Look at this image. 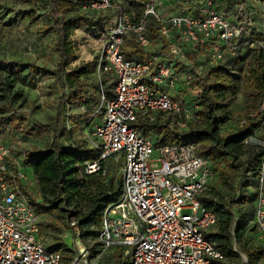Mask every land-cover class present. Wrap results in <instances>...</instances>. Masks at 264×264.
Returning <instances> with one entry per match:
<instances>
[{
	"label": "built area",
	"instance_id": "built-area-1",
	"mask_svg": "<svg viewBox=\"0 0 264 264\" xmlns=\"http://www.w3.org/2000/svg\"><path fill=\"white\" fill-rule=\"evenodd\" d=\"M166 2H173L175 11L168 9L160 15L157 8ZM82 9L114 11L112 17L94 25L74 27L73 33L87 30L97 46L99 68L115 79L111 95L106 97L100 90L99 107L105 101L104 110L89 138L98 156L84 161L82 169L86 174H104L105 161H121L122 189L116 201L103 207L99 252L91 253L79 239L76 221L69 222L62 235L75 244L69 264H97L105 250L117 246L123 247L127 264H214L223 260L222 251L203 233L215 224L216 214L196 197L213 176L209 161L196 154L194 142L156 145L131 123L141 111H171L181 127L199 118L197 101L181 107L176 95L179 89L195 93L191 64L179 69L175 62L188 64L190 45L221 43L224 47L215 45L210 58L222 61L224 53L233 56L254 47L264 50V40L256 39L255 28L244 29L232 21L231 12L218 9L216 0H88ZM150 18L157 24L159 39L147 35ZM162 40L168 42L166 55L160 53ZM128 41L148 57H124L122 48ZM206 65L199 63L195 72L202 74ZM245 121L240 119L239 124ZM245 142L262 147L255 171L253 228L264 241V142L251 136ZM11 156L7 131L0 129V264H62L61 252L47 250L38 237L40 214L17 184L18 180L24 183V174L16 158L12 159L16 169H10ZM183 209L192 212L182 213Z\"/></svg>",
	"mask_w": 264,
	"mask_h": 264
},
{
	"label": "trees",
	"instance_id": "trees-1",
	"mask_svg": "<svg viewBox=\"0 0 264 264\" xmlns=\"http://www.w3.org/2000/svg\"><path fill=\"white\" fill-rule=\"evenodd\" d=\"M86 1L88 0L46 1L50 7L47 13L49 18L48 25L54 35L53 47L56 53V62L52 73L61 91L54 118L48 122L34 120L27 112L17 110L11 103L4 102L0 103V129L12 133L16 140L25 139L28 129L47 136V140L42 146H31L23 155L24 160L19 157V161L24 168H27L29 164L37 165L43 158L51 161L52 168L57 174V179L53 182L51 196L44 198L38 194L37 198H33L29 187L25 183L18 180L17 184L39 212V225L41 216L48 214L60 215L67 222L66 230L69 228V222L75 220L80 229L79 239L83 244L85 243L84 245L91 252V250L99 247L98 235L103 207L105 204L114 202L120 197L122 187L118 173L121 161L115 162L112 159H108L111 163L109 162V164L108 160L104 162V174L101 171L86 174L82 169L84 161L93 160L98 156L95 149L87 145L90 141L61 140L63 132L66 131V109L72 106H83L86 109V113L92 112L94 108L102 113L104 109L102 106L99 107L100 90H104L105 87L113 88L115 84L113 76L109 75L107 77L108 73H104L103 77L101 73L98 81L93 80V78L95 79L96 60H91L73 70L67 69L74 54L71 37L73 28L81 24L91 26L113 16L114 11L111 10L84 11L82 5ZM245 1H238L239 6L236 7L235 15L239 20L232 18V21L247 29L252 27L248 26L249 20L242 12L241 7ZM257 1L264 4V0ZM234 2L235 0H216V6L220 10H229L231 12V9L235 8L232 4ZM132 6L135 7V5ZM26 13L32 18L31 12ZM147 35L151 38H161L157 24L152 18L149 19L147 24ZM255 35L256 39L264 40L261 32L257 29ZM163 43L164 46L160 53L166 55L168 54V42L163 41ZM215 45H219V48L224 47L221 43H209L207 45L195 43L187 49L186 61L188 64L182 60H175L179 69H185L191 64L190 72L193 74L192 85L195 87V93L188 94L184 89H179L177 92L181 93L182 96L179 93L176 94L179 95L181 107L197 101L200 106L198 119L188 122L185 127H181L177 124L179 118L171 111H157L152 114L141 111L131 125L138 128L148 137L152 134L156 145L179 142L184 140V137L189 138L186 142H194L196 144V154L209 161L213 176L208 182L207 189L201 192L203 197L199 201L206 209L216 214V222L210 226L214 227V234H205V237L212 241L224 255L223 260H216L214 264H242L240 252L246 256V264H264V241L259 239L253 226L250 229L253 231V236L256 240H245L243 237V228L251 221V217L254 214L255 198L253 201V195L251 196L249 201L250 211L247 214L244 211V207L247 204L243 202L245 194L241 195V199L235 196L238 190L250 185L254 179L262 147L245 142V140L250 135L255 134L258 129L264 128V112H257L254 118L245 121L243 124H239L238 121L236 128L234 130L231 129L229 133L221 131L224 121L221 122L222 116L217 112V109L224 105L223 102L229 100L233 93L232 90L237 88L240 81L242 82L241 75H244L245 71L242 74H235L234 70L243 68V65H247V77H249L248 79L255 91L254 101L257 104L254 111L259 110L262 99H264V54H262L264 50L260 47H254L252 50L256 51V57L252 60L243 55L223 62L211 60L210 58V52ZM122 54L126 58L136 54L142 60L148 57L147 52L132 44L131 41H128L123 46ZM225 55L228 56L229 54L224 53ZM206 58L209 59L208 62H205ZM244 58H247V61ZM201 62L207 65L202 74H197L194 68ZM0 66L5 69L7 78L10 75H20L24 69L27 70L28 75L34 76L36 72H40L42 69H36L34 64H25L15 58L9 60L0 58ZM224 77H228V79H226L225 83H222ZM25 78L26 76H23L22 80ZM14 81L13 79L9 83L4 80L3 84L10 87V84ZM102 82H105V86L102 85ZM219 89H223L225 95L217 98L216 92ZM227 129L229 128L226 127ZM233 144L238 145V147L232 146ZM15 156L13 155V159L16 158ZM68 158H72V162L75 164L71 166V169H66V159ZM9 164L11 170L16 169L13 160L9 161ZM214 178H220L222 183L230 186L233 194H221L217 187L213 185ZM236 202L240 204L239 212L237 213L231 208L233 203ZM50 211L52 213H49ZM239 215L241 217L240 223L238 222L239 230L234 233L231 231V224L235 216L236 221H238ZM45 223L49 227L61 231L56 224L47 220L42 222L45 228L47 227ZM88 239H93L94 242L88 245ZM234 244L240 248V251L235 250ZM116 252L119 253L110 258L107 264H122L123 259H126L123 255L122 247L117 246ZM61 255L63 261L69 262L73 255V249H62Z\"/></svg>",
	"mask_w": 264,
	"mask_h": 264
},
{
	"label": "rangeland",
	"instance_id": "rangeland-1",
	"mask_svg": "<svg viewBox=\"0 0 264 264\" xmlns=\"http://www.w3.org/2000/svg\"><path fill=\"white\" fill-rule=\"evenodd\" d=\"M46 1L47 0H0V58L3 60L15 58L25 64H34L36 69L42 68L40 72H36L34 76H31V74L28 75L27 70L24 69L20 75H10L7 78L5 69L3 66H0V103H11L12 106L17 110L25 111L31 115L34 120L37 119L42 122H48L54 118L55 108L61 93L52 73L56 62V53L53 47L54 35L51 32V27L48 25L49 18L47 13L50 7ZM238 1L240 0H235V2L232 3L235 7L234 9H231L230 13L231 18L233 19L237 17L235 15V11L236 7L239 6ZM241 8L243 15L247 17V20H249L248 26L259 30L262 37H264V4L257 0H246ZM168 9L171 10L170 13L175 11V4L173 2H166L163 7L157 8V12L161 15ZM26 12H31L32 18L28 16ZM236 19L239 20L238 18ZM71 37L73 40L74 54L67 69H76L87 62H90L91 60H96L97 63V46L94 43V38L87 35V30L86 33L81 31H77L75 34L72 33ZM243 55L252 60L256 57V51L252 49H244L233 56L225 55L224 60L222 61L227 62L230 58L236 56L241 57ZM131 57L139 58L136 54L132 55ZM246 59L245 61H247ZM208 60L209 59L206 58L205 62H208ZM243 66L244 67L241 69L236 68L234 70L235 74H242L245 71L244 75H241L242 82L240 81V83L237 85V88L232 90L233 93L229 100L224 101V105L217 109L219 115L222 116L221 122L224 121L222 123L224 125L221 131L225 133H229L231 129L234 130L239 119L245 118L246 121L250 120L255 116L250 118L251 116L249 114L255 115L260 111V108H264V99H262L259 111H254L255 105L257 104V102L254 101L255 91L252 88V83L248 79L249 77H247V65ZM101 73V76L103 77L105 72L101 71L97 63L96 70L94 72L95 79L93 78V80L98 81V77ZM109 75L112 76L108 73L107 77H109ZM23 76H26L24 80H22ZM244 76H246V78H244ZM13 79L15 81L10 84V87H7L3 84L4 80H7V82L10 83ZM226 79H228V77H224V82L222 81V83H225L227 81ZM234 83L236 84L235 80ZM102 85L105 86V82H102ZM104 93L106 97L111 95L113 93V88L105 87ZM179 95L182 96L181 93H179ZM223 95H225L223 89H219L218 92H216L217 98H220ZM97 112L98 111L95 108L92 110V112L86 113V109L83 106L68 107L66 109L67 118L65 120L66 131L63 132L61 140H70L76 142L81 140L89 141L94 125L98 123L102 115V113ZM262 112H264V109H262ZM226 127L229 129L226 130ZM26 134L27 137L25 139L16 140L12 133L7 132V142L9 143L12 150V156L9 159L10 161L13 159V155H16L15 157L17 160H19V157L22 158L21 160H24L23 155H25L28 148L31 146H42L47 140V136L45 134L37 133L32 129H28ZM250 136L255 139H260L262 142H264V139H262L264 138V135H259L256 132ZM250 136L248 138H250ZM149 137L154 140V136L152 134ZM188 139L189 138L184 137V140L179 141V143H184L188 141ZM251 140L253 142L256 141L254 139ZM87 145L91 146L90 143ZM232 146L238 147V145L235 144ZM109 162L111 163V161L108 160V163ZM74 165L75 164H73L72 158L66 159V169H71V166ZM20 172L24 174V183L29 187V191L31 192V196L33 198H37L39 195L43 196L44 198H49L51 196L53 182L57 179V174L53 170L51 161L49 159L43 158L37 165L29 164L27 168H24L21 165ZM213 185L216 186L219 192L223 195L233 194L230 186L222 183L220 178H216L213 182ZM249 186L252 185L250 184L248 186H244L235 193L236 198L239 197L241 199V195L247 191L245 197L243 198V202L247 204L246 207H244V211H246L247 214L250 211L249 201L251 200L250 198L252 196V189L249 188ZM196 197L200 199L203 197V194L198 193ZM231 208L234 212H239V202L233 203ZM181 212L191 213L192 211L190 209H183ZM49 213L52 212L50 211ZM235 217L231 224V231L234 233L239 230L238 225L241 221L240 215L237 218L238 221H236ZM45 220L56 224L61 229V231L49 227L46 223L45 224L47 227L45 228V226L42 224V222H45ZM66 223L67 222L60 215L58 216L56 214H48L41 216L38 237L47 250L61 252L62 249L74 248L75 244L73 243L71 237L67 239H63L62 237L63 233L66 231ZM250 227L251 222L249 221L243 228V237L245 240L249 239L250 241H253L254 239L256 240V238H254L253 231L250 229ZM203 233L204 235L206 233L213 235L214 227L203 229ZM63 240L64 242L62 243ZM81 242H79L80 245ZM93 242V239L87 240L88 245L92 244ZM234 248L236 251H240V248L236 244H234ZM99 251V247L95 250H91L92 253H97ZM116 253H119L116 252V247L108 248L99 257L97 264H107L110 258H112ZM240 255L241 263L246 264V256L241 252ZM124 256L126 259H123L122 264H127L128 256ZM62 264H69V262L62 260Z\"/></svg>",
	"mask_w": 264,
	"mask_h": 264
},
{
	"label": "crops",
	"instance_id": "crops-1",
	"mask_svg": "<svg viewBox=\"0 0 264 264\" xmlns=\"http://www.w3.org/2000/svg\"><path fill=\"white\" fill-rule=\"evenodd\" d=\"M209 49H211V48H209ZM259 135H264V129H258L257 131H256ZM259 138H261V137H259ZM262 139H264V138H262ZM254 179H253V181H252V183H251V185L252 186H249V188H251L252 190H251V194L253 195V201H254V198H255V200H256V194H257V187H258V184H257V180H256V178H255V176L253 177ZM246 193H247V191H246ZM246 193H244V194H246ZM253 213H254V211H253ZM253 221H254V214L252 215V217H251V226H253Z\"/></svg>",
	"mask_w": 264,
	"mask_h": 264
}]
</instances>
